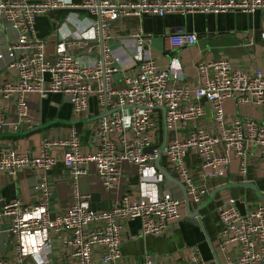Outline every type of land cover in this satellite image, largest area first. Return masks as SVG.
<instances>
[{
  "label": "built area",
  "instance_id": "2783aa9c",
  "mask_svg": "<svg viewBox=\"0 0 264 264\" xmlns=\"http://www.w3.org/2000/svg\"><path fill=\"white\" fill-rule=\"evenodd\" d=\"M60 10L69 13L58 21V42L54 59L50 60L47 43L37 38L36 20L48 11ZM258 10L264 13V0H0V28L16 35L0 53V60L17 74L14 81L0 85V135L7 127L18 132L29 119L30 94L41 100L61 94L77 116L89 112L92 97L99 99L104 111L120 110L98 120L101 145L93 154L83 152L75 128L64 137H44L38 156L0 149L1 174L31 170L41 180L33 189L41 192L37 202L25 206L17 200L0 209V219L6 221L3 232L15 239L20 260L21 247L29 237L49 233L59 236L78 264H119L126 223L139 220L143 237L166 236L172 224L182 218L180 210L186 201L200 206L205 197L226 184L234 159L240 162L239 174L246 177L252 154L261 151L260 160L264 161V123L236 118L228 124L225 115V103L230 99L240 107L264 109L261 70H239L225 59L201 63L198 87L190 90L178 85L184 75L177 56L167 69L158 67L149 50L151 36L144 33L141 24L123 37L113 28V24L124 19L141 20L145 15L163 18L169 14H252ZM119 41V48H125L123 52L128 44H133L127 52V64L122 53L110 45ZM166 42L176 54L196 45L198 35L177 32L167 36ZM117 73L125 83L119 90L114 88ZM9 104L15 108L16 118L11 122L5 113ZM162 109H166L168 136L174 135L168 139L162 157L171 164L170 172L185 187L187 198L178 185L152 166L161 147L158 142L162 140ZM210 116L215 133L201 125ZM190 124H195L194 128L181 139L179 134ZM54 152H61L65 172L77 184L93 165L106 189L113 188L122 164H132L139 178V197L133 201L123 197L109 211L96 212L89 196L76 189L66 207L53 218L48 173L59 161ZM189 157L198 161V176L187 165ZM238 203L246 204L233 197L217 211L222 246H236L237 264H264V202L247 206L245 212L240 211ZM1 235L0 230V238ZM1 245L0 264H7ZM98 250L101 256L94 263Z\"/></svg>",
  "mask_w": 264,
  "mask_h": 264
},
{
  "label": "crops",
  "instance_id": "0c3cea01",
  "mask_svg": "<svg viewBox=\"0 0 264 264\" xmlns=\"http://www.w3.org/2000/svg\"><path fill=\"white\" fill-rule=\"evenodd\" d=\"M27 1L35 3L39 0ZM75 1L79 2V0ZM68 13L67 10L48 11L37 17L36 35L38 39L47 43L50 60L54 59L58 42L56 34L58 21ZM139 24L142 25L144 33L151 36L149 50L160 69H167L175 56L179 59L184 75V79L178 83L179 86L190 90L197 88L200 78L199 64L223 59L230 61L233 68L247 72L261 70L264 74V13L260 10L252 14L241 11L225 12L218 15L169 14L163 18L145 15L141 20L124 19L121 23L113 24V28L119 37H123V35H131L135 32ZM177 32L196 33L198 35L197 44L173 54L167 45L166 37ZM15 37L14 32L0 28V53L5 52V47ZM119 44L120 41L110 43L114 50L122 53V59L127 64L130 62L127 52L133 44H128L125 52H123L125 48L121 50ZM5 63L0 60V85L14 81L17 77L16 71L7 69ZM124 87L122 75L117 73L114 76V88L119 90ZM27 99L30 108L29 119L21 125L18 132L11 131L9 127L4 129L0 135V149L14 150L21 155L38 156L44 137H64L72 128H75L81 138L83 152L87 155L93 154L101 145L97 134L98 120L94 119L115 110L104 111L97 97L90 99L89 112L83 116H77L73 106L61 94H51L44 100H41L38 95L30 94ZM113 100L116 101L115 98ZM0 102L2 103V101ZM5 113L8 122L16 118L15 108L12 104L5 106ZM225 115L228 124L236 118L264 123V109L251 105L240 107L234 99L225 103ZM53 122L60 123L54 124ZM72 122L79 123L73 126L67 125ZM201 123L213 133L216 132L212 127L211 116ZM46 125L48 127H42ZM194 125L190 124L186 130L179 134V137L186 138ZM38 127L43 129L37 130ZM173 136L170 134L168 139H173ZM163 139L162 126V140L158 142L159 145H162ZM53 155L59 159L48 173L49 184L53 190L51 199L53 218L66 207L76 189L81 194L89 196L91 208L96 212L109 211L123 197L127 196L131 201L139 197V178L137 170L132 164H122L120 177L114 183L113 188L106 189L97 175L95 166H90L87 174L77 184L65 172L61 162V152H54ZM261 155V151H256L250 156L247 177L239 174V160L232 161L230 174L224 185L232 187L217 193L214 200L200 211L199 222L203 226L195 225L188 219L186 204L180 210L182 218L172 224L166 236L143 237L139 220L126 223L122 231V259L119 264H144L145 261H149L150 264H237L236 246H222L221 225L217 211L225 201L233 197L245 200L246 204L238 203L241 212H245L249 205L264 202L253 189L236 186L250 183L264 195V188H261L264 186V161L260 160ZM187 165L195 176L199 175L200 169L195 157H189ZM152 166L156 167V164ZM160 166L168 172L172 169L165 157L161 158ZM40 183L39 174L31 170H23L16 175L0 173V209L17 200L25 206L34 204L40 199L41 192L37 193L33 189L35 184ZM76 185L79 187L76 188ZM210 195L205 197L202 203L206 202ZM198 207L191 203L190 211L195 212ZM5 228L6 221L0 219L1 250L7 264H37L41 262L45 264H78L72 252L63 246L59 236L49 233H37L29 237L21 247L23 256L20 260L15 239L4 234L3 229ZM100 256L101 251L98 250L93 262L97 263Z\"/></svg>",
  "mask_w": 264,
  "mask_h": 264
},
{
  "label": "water",
  "instance_id": "95a60500",
  "mask_svg": "<svg viewBox=\"0 0 264 264\" xmlns=\"http://www.w3.org/2000/svg\"><path fill=\"white\" fill-rule=\"evenodd\" d=\"M118 111H120L119 109H115L113 112H109L108 114L106 113V114H104V115H101V116H99V117H97V118H95L94 120L95 121H97V120H100V119H103V118H105V117H108V116H110V115H112L113 113H115V112H118ZM162 111H163V114H164V120H163V136H164V139H163V143H162V145H161V147H160V151H159V155H158V159H157V161H156V168L165 176V178L169 181V182H171V183H173V184H175V185H178L181 189H182V191H183V193H184V195H185V198H187L186 197V190H185V187L177 180V179H175L173 176H172V174H171V172H168V171H166L165 169H163L161 166H160V160H161V157H162V154H163V152H164V150H165V148H166V146H167V143H168V129H167V123H166V120H165V116H166V109H162ZM79 121H82V120H79ZM54 124L55 123H60V122H53ZM77 123H79V122H72V123H69V124H67V125H76ZM50 125V124H49ZM43 128H46V127H48V125H46V126H42ZM42 127H38V128H36L37 130H39V129H43ZM14 135H16V134H14ZM237 187H244V188H251V189H253L255 192H256V194L264 201V195L259 191V189L255 186V185H253V184H250V183H244V184H239V185H236ZM232 186H229V185H227V186H224V187H220V188H218V189H215L212 193H211V195H210V197H209V199L206 201V202H204V203H202L199 207H198V209L195 211V212H191L190 211V204H189V202L188 201H186V206H187V217H188V219L193 223V224H195V225H198V226H203L202 224H201V222H199V220H200V211L202 210V209H204L206 206H208L213 200H214V198H215V196H216V194L217 193H219V192H221V191H223V190H225V189H229V188H231Z\"/></svg>",
  "mask_w": 264,
  "mask_h": 264
},
{
  "label": "rangeland",
  "instance_id": "374dc122",
  "mask_svg": "<svg viewBox=\"0 0 264 264\" xmlns=\"http://www.w3.org/2000/svg\"><path fill=\"white\" fill-rule=\"evenodd\" d=\"M262 189L264 188V186L261 187Z\"/></svg>",
  "mask_w": 264,
  "mask_h": 264
}]
</instances>
